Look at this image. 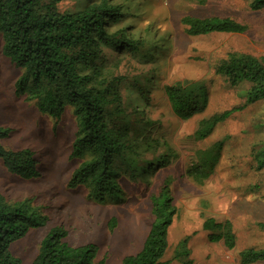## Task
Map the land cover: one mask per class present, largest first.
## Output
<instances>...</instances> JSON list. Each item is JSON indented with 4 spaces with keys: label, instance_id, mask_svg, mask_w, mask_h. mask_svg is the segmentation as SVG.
Instances as JSON below:
<instances>
[{
    "label": "rangeland",
    "instance_id": "1",
    "mask_svg": "<svg viewBox=\"0 0 264 264\" xmlns=\"http://www.w3.org/2000/svg\"><path fill=\"white\" fill-rule=\"evenodd\" d=\"M101 1L66 0L59 7L78 12L84 2ZM105 1L121 15L109 22V30H124L132 43L110 52L107 77L113 73L121 80L125 121L140 146L136 157L139 163L168 162H157L139 178L120 172V194L105 202L92 198L88 186H71L82 160L73 156L78 131L74 110L67 106L55 119L41 113L35 101L16 95L22 70L4 54L0 34V128L10 130L0 142L8 150L34 152L39 173L26 179L0 160V195L9 203L30 200L50 217L45 226L16 241L13 254L21 264H32L50 228L61 226L69 244L93 243L97 261L122 264L124 257L141 250L153 220L150 198L169 180L177 212L163 260L173 258L178 244L188 238L189 255L171 264H243V250L264 249V168L254 159V151L264 145V99L233 113L204 139L196 138L195 131L202 119L245 103L241 90L249 85L230 87L216 65L232 52L264 56V9L253 10L251 0ZM188 15L230 18L247 30L191 36L182 22ZM177 82L207 87L204 111L187 120L174 114L164 88ZM217 144L222 147L216 149ZM212 152L219 154L218 162L203 182L195 181L190 171ZM207 218L232 223L237 239L233 249L223 240H209L203 229Z\"/></svg>",
    "mask_w": 264,
    "mask_h": 264
},
{
    "label": "trees",
    "instance_id": "2",
    "mask_svg": "<svg viewBox=\"0 0 264 264\" xmlns=\"http://www.w3.org/2000/svg\"><path fill=\"white\" fill-rule=\"evenodd\" d=\"M66 0H0V34L3 52L22 74L16 81V95L35 101L41 113L59 119L67 106L74 110L78 131L73 144V156L81 160L73 174L71 186H88L97 202L119 196L120 172L135 178L150 172L157 162L167 164V158L139 163V143L129 133L118 89L121 80L112 73L107 77L110 52L131 48L124 30L111 32L109 22L120 18L118 8L103 0L84 2L78 12L60 9ZM253 10L264 9V0H251ZM191 36L212 33H243L246 25L230 18L182 19ZM230 87L242 89L245 103L231 110L202 119L195 131L198 139L208 137L218 124L233 113L264 99V56L232 52L216 65ZM118 82V83H116ZM244 88V87H243ZM165 94L174 114L183 120L204 111L208 90L202 82L166 85ZM10 130L0 128V140ZM216 149L222 145L217 144ZM217 152V151H216ZM219 154L209 153L194 165L191 176L203 182ZM258 168H264V145L254 151ZM0 160L15 174L26 179L39 175L34 152L6 149L0 142ZM152 223L141 250L124 257L122 264H171L190 253L188 238L182 240L170 260H163L169 248V228L176 215L170 181H165L158 194L150 198ZM50 220L42 209L30 200L9 203L0 195V264H21L12 252L13 244L31 229L45 226ZM116 225L115 219L110 222ZM264 226V225H262ZM203 229L209 240H223L228 249L236 246V235L230 221L218 222L207 218ZM67 231L61 226L50 228L42 239L32 264H105L97 261L98 247L93 243L73 246L66 240ZM243 264L264 262V249L248 248L241 252Z\"/></svg>",
    "mask_w": 264,
    "mask_h": 264
}]
</instances>
